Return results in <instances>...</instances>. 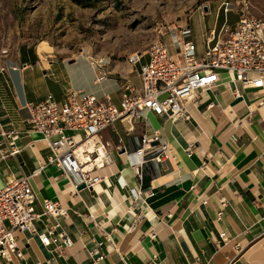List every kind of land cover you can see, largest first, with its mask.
I'll list each match as a JSON object with an SVG mask.
<instances>
[{
	"label": "crops",
	"instance_id": "0c3cea01",
	"mask_svg": "<svg viewBox=\"0 0 264 264\" xmlns=\"http://www.w3.org/2000/svg\"><path fill=\"white\" fill-rule=\"evenodd\" d=\"M203 42L197 44L199 52ZM107 69L108 78L95 84L92 57H57L34 44L21 46L12 62L0 64V122L6 130H17L20 149L14 155L0 151V187L11 177L30 176L39 202L48 198L68 208L60 222L73 240L59 255L20 232L23 257L12 255L9 264H95L90 252L101 241L105 258L98 264H264V90L233 83L223 72L221 84L200 91L199 102L189 103V119L172 122L148 112L131 133L116 122L99 136L109 144L111 159L96 172L103 181L75 192L70 178L48 163L47 144L27 132V104L48 94L62 101L74 89L109 96L119 106L123 83L130 80L140 88V72L130 64ZM235 87L242 97L233 94ZM154 130L173 155L147 162L140 183L121 149L137 148L141 136L151 138ZM3 139L8 147L12 139ZM40 162L45 167L33 176ZM120 174L126 187L118 182ZM134 187L154 196L134 200ZM36 226L43 231L45 223ZM224 231L226 241L220 235Z\"/></svg>",
	"mask_w": 264,
	"mask_h": 264
},
{
	"label": "built area",
	"instance_id": "2783aa9c",
	"mask_svg": "<svg viewBox=\"0 0 264 264\" xmlns=\"http://www.w3.org/2000/svg\"><path fill=\"white\" fill-rule=\"evenodd\" d=\"M229 10L227 4L225 12ZM179 32L173 35L171 43L159 40L146 51L128 55L130 65H140L141 86L139 88L126 80L121 88L119 106L109 96L101 98L74 89L68 90L62 101L48 94L38 103L27 104L30 113L27 132L36 134L47 144L52 151L48 163L60 168L70 178L75 192L82 185L91 189L103 181V177L96 172L109 164L99 165L97 160L102 149L104 155L110 158L109 144L102 142L99 136L116 122H121L131 133L137 121L147 119L148 112L165 115L172 122L189 119V103L199 102L200 91L221 84L223 72L230 74L233 83L264 90V19L244 13L233 27L225 21L219 29L215 27L206 36L203 52H199L198 45L192 40L190 25ZM145 57L148 60L143 62ZM92 62L97 68L94 83L99 84L108 78L109 60L100 56L92 57ZM233 94L242 97L236 87ZM213 105L211 103L209 107ZM70 131L82 133V140L76 142L68 133ZM17 133L15 128L6 130L0 122V136L12 139L8 147L3 138L0 140V151L5 155L7 151L11 155L20 152L15 138ZM80 150L86 157L84 161L79 156ZM121 150V154L131 158L140 183L147 162H161L173 155L169 144L162 143L159 130H154L151 138L147 134L142 135L137 148L125 146ZM44 167L45 164L40 162L33 176L40 174ZM30 179V176L11 177L0 187V264H9L12 255L23 257L18 244L20 232L28 233V239L37 237L44 247L55 254L62 255L73 246L72 238L60 222V218L67 215L68 208L48 198L39 202ZM118 182L122 187L127 186L122 174L118 176ZM130 194L134 200L140 199L141 194L154 196L151 190L142 192L136 187L131 188ZM37 206H40V211ZM222 215L220 212L218 219ZM37 222L45 223L43 231L37 228ZM220 235L223 240L228 239L227 232ZM102 244V241L97 243L90 252L95 264L105 258Z\"/></svg>",
	"mask_w": 264,
	"mask_h": 264
},
{
	"label": "rangeland",
	"instance_id": "374dc122",
	"mask_svg": "<svg viewBox=\"0 0 264 264\" xmlns=\"http://www.w3.org/2000/svg\"><path fill=\"white\" fill-rule=\"evenodd\" d=\"M244 13L264 19V0H0V64L12 62L21 46L34 44L57 57L104 56L110 68L129 66V54L159 40L171 43L187 25L201 46L211 30L225 21L235 26ZM68 133L76 142L83 138Z\"/></svg>",
	"mask_w": 264,
	"mask_h": 264
},
{
	"label": "bare ground",
	"instance_id": "6f19581e",
	"mask_svg": "<svg viewBox=\"0 0 264 264\" xmlns=\"http://www.w3.org/2000/svg\"><path fill=\"white\" fill-rule=\"evenodd\" d=\"M81 152H82V150L79 151V156H80V158H82V160L84 161V160H86V157H85V155L82 154ZM110 160H111V159H110L109 157H106V156L104 155V149H102V150H101V153H100V156H99V158H98V160H97V163H98L99 165H102V164L104 165L105 163H108Z\"/></svg>",
	"mask_w": 264,
	"mask_h": 264
},
{
	"label": "water",
	"instance_id": "95a60500",
	"mask_svg": "<svg viewBox=\"0 0 264 264\" xmlns=\"http://www.w3.org/2000/svg\"><path fill=\"white\" fill-rule=\"evenodd\" d=\"M208 9L207 8H205V11H207ZM83 188H85V185H82V186H80V188L79 189H83Z\"/></svg>",
	"mask_w": 264,
	"mask_h": 264
}]
</instances>
